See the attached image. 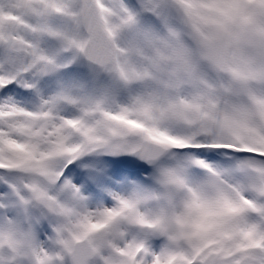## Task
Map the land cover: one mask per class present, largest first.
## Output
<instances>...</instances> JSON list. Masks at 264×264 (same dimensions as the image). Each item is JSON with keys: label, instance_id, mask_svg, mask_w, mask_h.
<instances>
[{"label": "snow or ice", "instance_id": "1", "mask_svg": "<svg viewBox=\"0 0 264 264\" xmlns=\"http://www.w3.org/2000/svg\"><path fill=\"white\" fill-rule=\"evenodd\" d=\"M0 264H264V0H0Z\"/></svg>", "mask_w": 264, "mask_h": 264}]
</instances>
